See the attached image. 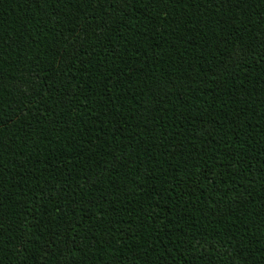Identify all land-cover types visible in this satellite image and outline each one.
I'll return each mask as SVG.
<instances>
[{"label":"trees","instance_id":"obj_1","mask_svg":"<svg viewBox=\"0 0 264 264\" xmlns=\"http://www.w3.org/2000/svg\"><path fill=\"white\" fill-rule=\"evenodd\" d=\"M0 264H264V0H0Z\"/></svg>","mask_w":264,"mask_h":264}]
</instances>
